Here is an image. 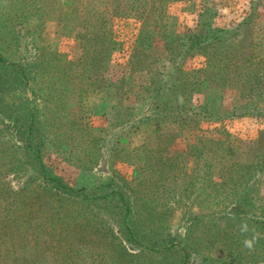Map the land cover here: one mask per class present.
<instances>
[{"label":"rangeland","instance_id":"rangeland-1","mask_svg":"<svg viewBox=\"0 0 264 264\" xmlns=\"http://www.w3.org/2000/svg\"><path fill=\"white\" fill-rule=\"evenodd\" d=\"M130 2L135 5L128 0H0V15L9 18V29L19 37V46L39 44L72 64L66 114L93 135L106 137L110 124L112 128L119 125V120H108L111 115L106 113L107 108L129 109L150 103L145 118L148 120L118 144L127 153L149 144L137 159L135 154L124 162L105 156L91 170L79 169L65 159L71 157L70 149L58 153L41 137L45 141L41 157L51 175L62 178L76 191H91L93 199L104 193L103 188L113 178L116 185L125 182L129 187L135 185L139 174L146 177L145 181L150 179L146 183L152 184L149 192H157H150L149 198L146 190L143 192L148 199L144 207L135 202L140 233L145 238L151 236L152 229L159 237L185 236L190 214L210 213L198 203L193 205L201 193H209L219 185L220 194L239 192L254 173L251 168H257L258 173V180L250 184L257 190L253 196L257 193L264 203V93L259 88L263 84H258L257 79L254 84L252 75L256 71L264 74V0ZM127 4L135 10L130 11ZM122 6L127 7L125 11L129 9V14ZM208 10L214 13V28L242 26L238 32L241 39L179 58V38L196 33L199 15ZM249 55L254 57L243 64ZM177 66L179 71L175 70ZM169 71L172 78L168 90L159 95L152 81L160 80L159 74ZM180 77L186 79L187 86H176ZM37 86L41 89L43 84ZM38 91L36 96L29 92L28 101L39 106L42 126L48 124L45 118L53 117L45 116V108L52 105L42 90ZM25 98L26 95L24 104ZM153 101L155 106H151ZM203 105L208 111L202 117L196 116L195 111L201 113ZM182 110H188V114L173 115ZM3 112L4 107H0L1 116ZM57 123H52V129ZM11 124L0 118V264H38L45 254L51 256L53 264H180L179 254L163 255L156 252L158 247H154L155 251H141L125 242L119 199L78 202L59 199L49 192L43 194L42 200L37 199L42 191L39 183L26 184L24 176H16L6 165L7 156L11 163L19 156L24 139L14 127L15 122ZM43 128L47 130L45 125ZM25 160L30 173L36 175L34 161H28V157ZM175 160L181 165V179L175 180L173 171L168 178H159L154 172L147 174V168L142 170L145 164L153 163L158 168L172 166ZM108 192L111 191L106 190L103 196ZM191 192L198 196L195 198ZM48 197L52 198L45 204ZM173 199L184 207L172 209L170 214ZM50 203L58 209L48 208ZM225 206H231L230 202ZM154 219L159 226L152 224ZM257 242L263 247L264 241ZM148 246L147 242L143 244ZM200 253L213 260L221 257L217 248ZM250 253L255 257L251 264H264V257L259 258L263 248Z\"/></svg>","mask_w":264,"mask_h":264},{"label":"trees","instance_id":"trees-1","mask_svg":"<svg viewBox=\"0 0 264 264\" xmlns=\"http://www.w3.org/2000/svg\"><path fill=\"white\" fill-rule=\"evenodd\" d=\"M128 3L132 6L135 5L133 4L134 2L132 3L130 0H128ZM127 7L131 9L130 11L135 10V7H131L128 4ZM127 7L122 6V9L124 10V8ZM120 11L121 10L118 12ZM124 12H126L125 14H129V9L126 11L124 10ZM24 13L28 14L26 11ZM213 14L211 10L200 14L197 32L188 33L179 38L178 48L180 52L178 51L177 55L179 58L202 53L211 48L224 45L227 42L239 41L241 39L239 38L238 32H240L242 26L227 30L214 28L213 22L211 21ZM9 27H11L9 18H3L2 15H0V107H4L3 116H1L0 113V118L2 117L4 122L9 121L10 124L14 121V127L18 128L23 133L24 139L21 141L22 146L19 147L20 153L16 148L14 149L17 154L19 153V156L16 159L12 158L13 163H11L10 155L7 156L6 165H9L8 168L13 170V174L16 176L19 174L20 178L24 176L26 178V184L39 183V187L42 191L38 192L36 195L37 199L42 200V196L46 192L53 194L59 199H72L78 202L81 200L97 202L100 200L119 199L122 203L120 209L123 213V218L120 224L122 226L124 240L129 244L137 246L141 251H155L154 247H158L159 249L156 252L163 253V255L171 256L179 254L180 264H206L207 261L215 262V264H251L250 261L255 257L252 256L250 252L253 251L255 254L258 249H264V242H262L263 247L257 242L258 240L264 241V203L259 201L257 193L253 196L257 190L250 186L255 179L258 180L256 177L258 174L257 168H251L254 173L251 175L245 188L239 192L234 194H220L221 185L217 186L218 189L213 187L209 193L203 191L199 199L195 201L193 205L198 203L200 208L209 209L210 213L204 216L190 214L188 221L190 224L187 227L186 235L176 237L169 236L167 238L157 236L155 229L150 231L151 236L148 238H145V235L140 233L142 230H140L141 226L136 216L137 212L135 208L137 204H135V202L138 201L139 204L143 203L144 207L147 205L146 202L148 199L146 200L143 192L146 190L147 198H149L150 192H152L151 194L157 192L152 189L149 192L152 184L147 186L146 183L150 182V179L145 181L146 177H141L139 174L138 178H136L135 185L129 187L125 182H119L118 185H116L115 179L113 178L110 180V184H107L103 188L104 193L99 196V198L93 199L90 196L91 191L87 189L76 191L67 185L62 178L51 175L52 172L44 164L41 157L45 142L41 140V137H45V140L49 141L51 146L58 153H60L62 149L65 151L70 149L71 157L68 156V158L65 157V159L67 163H72L79 169L91 170L92 167L98 165V162L105 156L111 159L119 158L123 162L128 161V159L131 160V155L135 154V158L136 156H141L140 152H144L145 149H148L150 146L149 144L142 149L133 150L131 153H127L122 147L118 148V144L120 145L121 139H123L125 135H128L129 132L137 129L145 120H148L145 118L150 111V103L148 105H136L129 109H123V107L117 108V106L114 108H107L106 113L111 115L108 120L110 121V118L111 120H119V125L116 123L114 124L115 127L112 128L113 125L110 124L111 130L107 132L106 137L93 135L89 129L76 123L66 114V100L69 95L68 93H70L68 84L71 83L73 78L71 72L72 64L57 52L54 53L47 48L41 47L39 44L30 45L29 43L25 47L19 46V37L14 31L10 30ZM83 37L85 36L83 35ZM12 41L16 43V46ZM49 55H54V57L44 61ZM253 57V55H249V59L248 56L245 57L242 63H247V61ZM237 62H240V60ZM175 70L179 71V66L175 67ZM170 73L171 71L166 74L160 73V80L153 79L154 81H152V84L154 87H157L159 95H161L165 89L168 90L167 88L170 84L169 79L172 78ZM252 75L255 79L254 84H256V79L259 80L258 84H263V86L259 88L264 93V74L260 75L256 71L253 72ZM221 78L224 79L225 77L221 76ZM38 83L43 84L41 89H38ZM183 85L187 86V81L183 77H180L178 79V85L176 86L181 88ZM176 86H171V88L173 90L175 88L178 90ZM38 90H42L41 92L46 96L47 102L52 105V108H45V116L49 114L53 117L45 118L48 124H43L42 126L40 125V116L42 115L40 113L42 112L39 111V106L37 104L33 106V102L30 103V101H28L30 99L29 92H31V95L36 96ZM25 95L24 104L23 96ZM149 98L152 100V97ZM151 106H155L154 101L151 103ZM156 109H158V107H156ZM206 109V105H203L202 111L199 113L195 111L196 108H191V110L197 113L196 116L201 114V117L203 113L206 114V111H208ZM187 114L188 110H182L181 112H174L173 115L179 116ZM55 121L58 123L55 125L56 128L52 129V127H54L52 125ZM44 125L48 131L43 128ZM27 157L28 161H34L36 175L30 173V168L28 170L26 167L27 163L25 159ZM72 158L73 160L71 161ZM142 159L143 158H141V160ZM75 160L77 162H75ZM148 160L152 161L153 159L150 158ZM175 162L176 163L172 166H162L158 168L155 167L153 163H149L145 164L142 170L147 168V174L148 172H154L159 178H168L171 171H173L172 174L174 179H181L183 175L182 170H180L181 165H177L178 162L176 160ZM189 182L192 181L187 180V183ZM141 187L143 189H141ZM106 190H110L111 192H108L104 197L103 195ZM180 190L181 189H179V191ZM170 193H173V191ZM185 193V198H187L188 191L186 190ZM178 194L180 196L181 193L178 192ZM138 195L139 197H136ZM191 195H195V198L198 196L197 193L195 194L194 192H191ZM50 198L52 197L45 199V204ZM227 201L230 202L231 206H225ZM180 206L184 207V204L173 199V202L170 204L169 213L172 209H179ZM214 207L220 209L216 211ZM239 207H241L242 210H239ZM48 208L58 209L57 205L54 203H50ZM257 211L263 213L258 215ZM153 216L155 215H152V217ZM152 224H154V226H159V223L155 221V219L152 220ZM145 242L149 244L148 247H143ZM248 242L251 244L250 247L248 246ZM71 243H73L72 237ZM259 243H261V241ZM206 248L210 250L219 249L221 257L213 260L209 259L207 255H201L200 251ZM149 251L148 253L154 254V252L151 253ZM50 257L51 256L45 254L44 258L40 260L38 264H53L49 260ZM263 257L264 253L259 256L261 259Z\"/></svg>","mask_w":264,"mask_h":264},{"label":"clouds","instance_id":"clouds-1","mask_svg":"<svg viewBox=\"0 0 264 264\" xmlns=\"http://www.w3.org/2000/svg\"><path fill=\"white\" fill-rule=\"evenodd\" d=\"M248 246H249V247L251 246L250 242H248Z\"/></svg>","mask_w":264,"mask_h":264}]
</instances>
